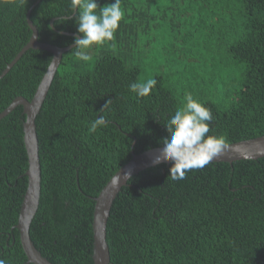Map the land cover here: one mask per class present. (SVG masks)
Returning a JSON list of instances; mask_svg holds the SVG:
<instances>
[{
  "label": "trees",
  "instance_id": "1",
  "mask_svg": "<svg viewBox=\"0 0 264 264\" xmlns=\"http://www.w3.org/2000/svg\"><path fill=\"white\" fill-rule=\"evenodd\" d=\"M36 0H0V73L30 37ZM114 0H97L98 6ZM112 41L75 55L71 0H39L38 40L63 52L36 116L41 189L30 237L54 264H93L95 197L132 156L163 146L165 123L191 93L226 143L264 134V0H121ZM55 18L50 25V20ZM52 54L27 49L0 78V112L30 99ZM155 78L145 97L134 81ZM106 101H110L104 107ZM103 115L106 126L89 133ZM21 105L0 119V258L27 264L17 223L27 186ZM171 162L132 175L106 225L109 264H264V156L168 176ZM168 176V177H167Z\"/></svg>",
  "mask_w": 264,
  "mask_h": 264
},
{
  "label": "water",
  "instance_id": "2",
  "mask_svg": "<svg viewBox=\"0 0 264 264\" xmlns=\"http://www.w3.org/2000/svg\"><path fill=\"white\" fill-rule=\"evenodd\" d=\"M36 0L26 12V23L31 31L29 40L14 56V58L6 64L0 73V78L4 76L13 64L21 57V55L29 48L45 50L52 54L51 60L41 77L32 97L27 99L23 96H16L13 100L0 112V119L6 116L16 106L21 105L25 119L23 121V143L27 155V169L25 175L27 178V186L23 194L20 204L16 227L19 232V240L22 250L26 256L27 264H54L44 257L39 249L36 248L31 240L29 229L31 221L37 211L40 199L41 189V169L39 162V146L36 133L35 119L39 113L43 100L46 97L49 86L56 74L57 67L61 61L62 54L70 49L73 45L59 47L57 45L42 42L38 40V30L30 19V12ZM76 10H74L75 12ZM55 18L50 20V25ZM78 36L75 33H72ZM226 147L222 153L212 162L224 161L231 163L234 160L241 159H257L264 156V134L250 139L237 142L226 143ZM161 147L151 148L139 153L132 152L131 158L123 164L105 183L99 193L93 197V219H92V260L93 264H109L110 254L106 239V225L109 217L110 209L116 194L120 188L126 184V181L132 175L139 171L154 166L153 160L158 155ZM170 163V162H162ZM127 174L128 177H125Z\"/></svg>",
  "mask_w": 264,
  "mask_h": 264
},
{
  "label": "clouds",
  "instance_id": "3",
  "mask_svg": "<svg viewBox=\"0 0 264 264\" xmlns=\"http://www.w3.org/2000/svg\"><path fill=\"white\" fill-rule=\"evenodd\" d=\"M20 2L23 3L24 0ZM71 8L78 10L76 24L77 31L81 34L73 37L75 55L82 61H88V49L114 39L119 22L125 15L121 0H114L103 6H98L97 0H71ZM156 84L157 80L150 78L131 82L128 87L137 97H145ZM184 99L186 102L164 124L168 136L163 138V147L153 160L154 164L171 162L168 176L172 180L184 179L187 172L204 168L227 146L223 135L209 134L212 131L209 122L213 121L211 110L191 93H186ZM108 104L110 101H106L104 107ZM106 124L105 117L100 115L91 122L88 132L95 133L98 127ZM125 177H128L127 174ZM0 264H7V261L0 258Z\"/></svg>",
  "mask_w": 264,
  "mask_h": 264
},
{
  "label": "bare ground",
  "instance_id": "4",
  "mask_svg": "<svg viewBox=\"0 0 264 264\" xmlns=\"http://www.w3.org/2000/svg\"><path fill=\"white\" fill-rule=\"evenodd\" d=\"M50 87V86H49ZM44 101V100H43Z\"/></svg>",
  "mask_w": 264,
  "mask_h": 264
}]
</instances>
